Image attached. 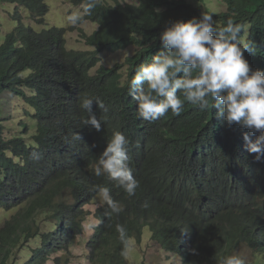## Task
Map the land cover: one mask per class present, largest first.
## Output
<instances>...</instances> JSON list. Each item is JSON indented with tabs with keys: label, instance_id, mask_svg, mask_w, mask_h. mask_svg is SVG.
I'll use <instances>...</instances> for the list:
<instances>
[{
	"label": "clouds",
	"instance_id": "1",
	"mask_svg": "<svg viewBox=\"0 0 264 264\" xmlns=\"http://www.w3.org/2000/svg\"><path fill=\"white\" fill-rule=\"evenodd\" d=\"M49 1L42 0L44 8L38 10L29 9L22 2L0 0V6L13 5V12H10L13 27L6 34L0 31V48L7 43L6 36L18 30L15 49L27 52L36 43L42 44L41 50L26 55L27 60L16 67L14 88L5 89L0 94V99L5 94L14 95L25 104L17 111L22 113L17 133L8 134L5 124L6 121L16 120V111L9 107L8 116L3 117L0 109V145L8 148L9 155L6 157L23 172L12 174L0 170V228L18 219L26 220L28 203L18 204V201L22 198L21 193L26 192L23 185L30 184L28 189L39 187L44 188L47 194L54 193L50 198V215L42 214L47 220L44 223L42 219V225L51 235V241L39 248L42 264H51V261L63 264V252L65 256L72 254L78 259L81 251L88 264H135L132 259L139 251L142 256L140 264H144L143 252L133 246L137 242L147 247L155 245L166 252L169 258L166 262L178 264L171 257L176 258L179 254L180 264H186L184 250L190 249L201 228L211 223L224 225L221 217H230L231 205L241 201L246 204L243 211L248 224L256 232L254 235L264 241V191L256 192V186L250 194L245 195L244 192V185L254 176L248 169L251 164L244 153L255 154L256 159L264 161L252 149L256 145L252 140L258 137V133L253 132H258L264 125V113L251 102L246 103L245 92L238 95L211 94L205 99V107L209 118L220 123L216 122L209 132L196 134L195 138H183L186 148L180 152L164 142L178 140L166 134L170 133L167 131L172 112L169 102L175 97L176 86L165 83L162 88L169 92L155 102L154 94L148 93L150 88L139 84L130 87L129 100L132 104L127 106L129 114L122 113L124 107L116 102L113 111L117 120L108 133L84 134L78 127L71 102L51 103L38 97L37 89L62 75L65 57L60 53L61 44L66 53L75 50L68 46L69 32L77 31L86 43L82 34L91 35L99 28L98 22L91 19L79 22V19L91 14L96 4L110 10L119 3L138 0H55L57 7L65 6V18L68 16L72 20V13L79 14L75 24L70 23L67 27L66 19L65 26L52 25L37 30L34 26L45 24L47 20L57 23ZM218 3L224 6L222 10L210 8L208 0L199 3L213 23H216L214 15L227 9L225 2L218 0ZM85 22L96 23V29L86 33L83 29ZM236 38V44L241 43L248 49L253 47L248 28H243ZM89 47V50L76 51L94 50V47ZM130 49H134L135 54L134 45L116 52L102 51L98 62L87 72L96 75L101 67H108L101 64L93 73L103 54ZM248 49L243 52H249ZM253 52L251 50L249 54ZM116 64L121 63L113 66ZM164 68L157 65L137 68V76L132 80L135 83L149 82ZM81 90L82 87L76 93L78 97L95 98L80 96ZM253 97L250 95L248 99ZM102 106L99 104V107ZM95 118L90 114L87 121L98 127V118ZM232 128L239 132L231 133ZM158 137L163 140L155 144L154 140ZM235 137H239L238 144L234 143ZM12 150L17 155L10 154ZM190 150L193 152L191 155ZM21 164L26 169H21ZM52 171L67 183L60 194L57 189L49 190L44 180ZM88 205H96L94 221L90 224ZM3 214L6 216L2 217ZM163 230L168 233L166 241L160 236ZM89 233V238H84ZM117 234L121 243L115 242ZM82 240L84 244L80 245ZM244 244L254 250L255 264H264L262 255L246 240L235 244L232 251L215 245L211 254L218 264H237L240 261L252 264L238 254L239 246ZM30 245L29 254H20L22 259L33 258L37 243ZM65 263L70 264L71 259L68 257Z\"/></svg>",
	"mask_w": 264,
	"mask_h": 264
},
{
	"label": "trees",
	"instance_id": "2",
	"mask_svg": "<svg viewBox=\"0 0 264 264\" xmlns=\"http://www.w3.org/2000/svg\"><path fill=\"white\" fill-rule=\"evenodd\" d=\"M41 1L12 0L38 10L44 8ZM222 1L227 4V9L214 15L216 23L210 21L201 10L199 3L202 0H138L119 3L110 10L103 8L102 4H96L91 14L79 19V22L91 19L99 24L93 34H82L86 44L94 47V50L66 53L61 44L60 53L65 57L62 75L39 86L37 96L51 103L71 102L80 131L84 134L95 132L105 135L117 120L113 111L116 102L124 107L122 113H130L127 109L132 104L129 100L130 87L139 84L149 87L148 93L154 94V101L159 102L161 95L169 92L162 86L173 83L176 93L169 102L172 112L167 130L170 133L166 134L178 140L164 142L180 152L186 148L183 138H195L196 134L209 132L213 124L220 123L209 118L205 107V99L211 94L238 95L245 92L246 103L251 102L258 111L264 113V0ZM243 28L249 29V41L253 44L251 49L235 43ZM18 31L9 33L5 38L7 43L0 48L4 54L2 56L0 53V94L5 89L14 88L16 67L27 60L25 56L42 49L40 42L27 52L15 49ZM131 45L136 47V52L128 56L124 63L111 68L101 67L96 75L87 72L98 62V55L102 51L116 52ZM246 49L249 52H243ZM251 50L254 52L249 54ZM19 58L22 59L19 61ZM150 65L165 68L149 82L135 83L132 78L137 76L136 69ZM124 77L127 79L124 80ZM81 87L80 96L95 98L78 97L76 93ZM250 95L254 96L251 100L248 99ZM99 104L103 106L99 107ZM90 114L98 118H95L98 127L87 121ZM230 131L234 134L239 132L236 128ZM253 133H258V137L252 140L256 143L252 149L264 159V125ZM162 140L158 137L154 143L158 144ZM233 140L235 144L240 141L239 137ZM8 152V148L0 145V170L23 174L6 157ZM192 153L190 150V155ZM10 154L17 155V152L12 150ZM244 155L251 164L248 169L254 175L244 185L245 195L250 194L256 186V192L264 191V161L256 159L255 154L246 152ZM20 168L26 169L23 164ZM44 180L49 190L57 189L58 194L67 186L55 171L45 176ZM29 185H23L26 192L21 193L22 198L18 201V204L28 203L26 220L23 222L18 219L0 228V264H42L39 248L51 241V235L42 225L43 221H47L42 214L50 215V198L54 193L47 194L44 188L39 187L28 189ZM245 208L244 201L234 203L231 205L230 217H221L224 225L211 223L201 228L190 249L184 250L186 264H218L211 254L215 245L225 251H232L234 245L243 240L252 244L264 260V241L254 235L256 232L248 224L243 211ZM160 236L166 241L168 233L163 230ZM32 242L37 243L33 258L22 259L20 254H29ZM115 242L121 243L119 234L115 236Z\"/></svg>",
	"mask_w": 264,
	"mask_h": 264
},
{
	"label": "rangeland",
	"instance_id": "3",
	"mask_svg": "<svg viewBox=\"0 0 264 264\" xmlns=\"http://www.w3.org/2000/svg\"><path fill=\"white\" fill-rule=\"evenodd\" d=\"M110 1H112V0H110ZM49 2L53 8V14H55V16L57 17L56 18L57 23H51L47 20L45 24L35 25L34 27L37 30H41L45 27H49L52 25H57L60 27L65 26L64 22L66 19H67V22H66L67 27L70 25V23L75 24V20L79 14L72 13V20L68 16H66V18H65L64 14H63V11L65 10V6L60 5V7H57L55 0H50ZM57 2H58V0H57ZM207 5L216 11L222 10L224 8L223 5L218 3V0H208ZM10 12H13V5H10L9 7L0 6V31L2 33H5V34L7 33V31H9L13 27L12 15ZM50 12L48 14H50ZM50 16H52V14ZM96 27H97V24L96 23L93 24L92 22H85L83 24V29L88 34L92 33L96 29ZM67 38H68V46L71 49H75V50H89V49H91L80 38L77 31L69 32L67 34ZM133 53H134V49L126 50V51L115 53V54L105 53L101 57L100 64L94 68L93 73L96 72V70L99 68V66L101 64L106 65L108 67H111L115 63L124 62L125 57L128 55H131ZM24 106H25V104L19 98H17L14 95L5 94L0 99V109H1V111H3V114H2L3 117L8 116L9 107L11 108V110H15L16 115H18L16 117L15 121H6L5 122V124L8 127V130H7L8 134L18 132V130H19L18 120L21 117L22 113L17 112V111L22 109ZM86 209L91 211V216L88 217V224H90L94 221L93 213L95 212L96 205H88V206H86ZM90 235H91V233H89L88 236L85 235L84 238L87 237V239H88ZM83 244H84V240L81 241L80 245H83ZM133 246L135 247V249L139 248L143 252V255H144L143 263L144 264H163V263L172 264L170 261L166 262L169 259L167 253L164 251H160L159 248L156 247L155 245H150L147 247L146 245H143V243L137 242V243H133ZM76 247L78 248V246H76ZM238 250H239L238 254L240 255V257L246 258L248 260L247 261L248 263H252V264L256 263V261L254 260L255 259L254 250L251 249L248 244H244V245L239 246ZM60 253H62V252H60ZM170 253L171 252H169V254ZM78 254L80 257L77 259L72 254L71 255L68 254L65 256V254L63 252V254H62L63 255V264H66L65 259H67L68 257L71 259L70 264H88L87 259H85V254L82 251L79 252ZM171 255L174 256L173 253ZM29 257H30V255H29ZM171 258L174 259V262H177L178 264L181 263V257L179 254H177L176 258H173V257H171ZM141 260H142V256H141V253L138 251L136 253V256L132 259V262L135 264H140ZM50 263L55 264L53 261H51ZM237 264H246V263L243 261H240V262H237Z\"/></svg>",
	"mask_w": 264,
	"mask_h": 264
}]
</instances>
